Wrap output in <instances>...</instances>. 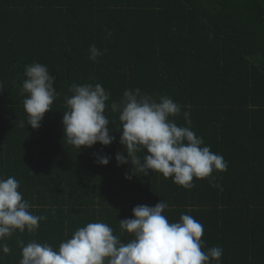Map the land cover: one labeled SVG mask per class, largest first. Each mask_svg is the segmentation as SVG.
<instances>
[{
    "label": "trees",
    "instance_id": "1",
    "mask_svg": "<svg viewBox=\"0 0 264 264\" xmlns=\"http://www.w3.org/2000/svg\"><path fill=\"white\" fill-rule=\"evenodd\" d=\"M91 45L104 53L95 62ZM34 62L48 68L58 93L39 129L27 124L21 91L24 66ZM97 83L109 105L137 88L181 105L175 122L228 164L213 173L219 187L194 179L185 189L160 173L135 175L130 162L117 166L124 148L110 108V146L69 144V89ZM96 154L112 159L101 166ZM10 176L30 211L47 219L35 233L14 232L0 264H20L21 241L58 250L94 222L127 243L119 221L161 200L170 222L190 214L203 225L202 250L221 247L220 264H264V0H0V178Z\"/></svg>",
    "mask_w": 264,
    "mask_h": 264
},
{
    "label": "clouds",
    "instance_id": "2",
    "mask_svg": "<svg viewBox=\"0 0 264 264\" xmlns=\"http://www.w3.org/2000/svg\"><path fill=\"white\" fill-rule=\"evenodd\" d=\"M89 52L93 62L104 54L95 45L90 46ZM24 76L21 91L27 94L24 100L27 124L39 129L58 95L55 78L45 65L37 62L24 66ZM69 90L72 95L66 100L69 110L63 113V131L67 142L79 151L97 143L107 147L115 141L105 115L110 108L119 113L120 144L124 148V152L115 154L117 166L130 162L134 174L160 173L185 189L195 186L194 179H209L213 187H219L214 183L213 173L227 171V162L204 146L203 138L190 126L175 122L173 118L181 114L182 106L172 98L165 95L157 100L137 88L134 92L126 90L119 103L109 105V93L99 83L74 84ZM184 118L188 120L187 112ZM96 159L99 165L107 166L112 157L96 154ZM19 188L14 177L0 178V252L3 254L10 252L5 241L14 232L35 233L40 221L47 219L30 211L32 205ZM167 208L164 200L155 206L134 207L132 218L119 221L121 232L131 237L127 243L103 222L88 223L77 229L71 238L60 243L58 250L48 244L33 241L24 245L21 241L20 264H220L221 247L202 250L203 225L190 214L181 215L179 222H170L164 215Z\"/></svg>",
    "mask_w": 264,
    "mask_h": 264
}]
</instances>
